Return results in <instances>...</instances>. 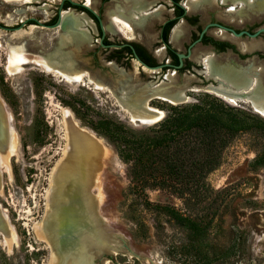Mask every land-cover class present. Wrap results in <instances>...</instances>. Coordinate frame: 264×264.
<instances>
[{
  "label": "rangeland",
  "instance_id": "374dc122",
  "mask_svg": "<svg viewBox=\"0 0 264 264\" xmlns=\"http://www.w3.org/2000/svg\"><path fill=\"white\" fill-rule=\"evenodd\" d=\"M61 1L0 0V25L18 26L29 17L47 24L56 17ZM96 2L95 9L106 23L107 12L116 9L119 1ZM160 2L166 7L163 19L149 29L153 42L158 39L160 23L173 14L169 11L173 5ZM193 13L199 15V27L186 23L184 37L175 46L179 51L186 50L192 33L208 22L223 20L243 29L257 28L263 24L258 21L264 22L259 18L239 23L235 17H226L218 6ZM218 30L211 28L209 33ZM58 33L59 29L32 21L18 30L0 28V102L8 129L7 154L0 166V211L11 234L7 240L0 232V264H52L53 243L44 227L50 220L55 179L58 172L67 169L75 172L82 195L93 198L98 216L117 231V241L126 242L133 250L124 247L115 255L105 254V264H264V116L249 101L231 103L206 88L211 80L194 70L177 71V87L186 86L188 100L174 104L151 99L149 105L163 112L161 120L175 111L176 105L224 103L249 116L252 128L239 131L214 157L201 160L197 164L201 168L185 182L139 185L115 146L91 124L107 117L138 131L148 127L133 119L119 102V80L128 76L133 83H145L157 80L160 72L143 68L119 47L101 46L96 29L92 42L83 49L65 47V51L72 48L74 54L78 52L73 56L74 68L81 74V79L69 81L36 62L54 49ZM146 36L136 26L106 32L112 43L136 41L152 53L154 47L146 46ZM225 39L234 45V53H229L233 58L242 51L240 42L264 40V33L257 38L231 35ZM12 46L24 47L26 61L11 62ZM201 48L197 43L193 53L206 50ZM259 51L264 53V48L241 53L250 52L248 58L255 57L254 64L264 67ZM195 68L201 67L196 64ZM190 72L196 75L190 76L193 80L187 76ZM66 124H72V129ZM11 137L14 150H9ZM157 163L165 169L164 162ZM4 165H8L7 170ZM194 228L198 229L192 237L196 248L189 249L185 245L191 242L189 234ZM96 264H100L99 257Z\"/></svg>",
  "mask_w": 264,
  "mask_h": 264
},
{
  "label": "bare ground",
  "instance_id": "6f19581e",
  "mask_svg": "<svg viewBox=\"0 0 264 264\" xmlns=\"http://www.w3.org/2000/svg\"><path fill=\"white\" fill-rule=\"evenodd\" d=\"M10 1L18 2L22 0ZM125 1L130 4L126 11L120 8L117 10L114 9L115 11L113 12L109 11V14L113 15V18L112 23L108 22V24H106L107 29L111 30L112 24L119 26V28L120 26H124L130 29L132 26H137V24L140 23V16L139 19H136L138 13L146 11L154 2L150 0ZM231 1L234 3H241V8L239 10H234L233 6L230 7L228 15H237L241 18H245L253 13H256L254 15L264 13V0ZM84 3L95 10L96 0H85ZM186 4L191 9L213 7L214 0H188ZM159 13L160 9L154 12V16L159 15ZM146 17L147 16H142L141 19L143 18L142 20H145L147 19ZM91 21L92 19L84 12L75 11L73 9L63 10L61 12V22L58 26H55L59 29L57 44L50 53L45 55L44 59H37L36 62L45 70L59 73L63 75L65 79H69V81L81 79V74L74 68L75 61L73 56L78 52L74 51L76 53L74 54V49L71 48L72 51H65L64 49L67 46H72L76 48V50H81L86 44H89L91 37L87 30V26L93 25ZM184 29L185 25L183 23L176 26L172 34L173 42H178ZM262 41L249 42L240 47L242 49L260 48L264 46V42ZM156 54L161 57V50H158ZM10 58L11 62L15 64L26 61L27 58L25 56L24 47L12 46L10 48ZM195 58L201 60L202 63L205 64V74L208 77L215 78L222 82L215 86L208 84L205 86L206 88L231 103H235L238 100L249 101L254 110L264 116V84L261 80L264 69H262V66L251 64L249 71L246 70L245 72V69L240 65H237L239 67H235L236 65L232 64V62L230 63L228 59L221 62L220 58L209 55L202 60L201 55L197 54ZM167 77L169 81H163L161 84L155 82L138 84L131 82L128 76L121 78L118 86L119 102L133 119L147 122L149 120L152 122L162 119V110L149 105L151 99L155 97L161 98L174 104L183 103L188 100L186 86H181L182 88H179L176 86V78H174L173 75L168 74ZM4 116L5 110L0 102V166L4 164V155L5 153L7 154V147H5V145L7 144L8 129ZM67 119H65V121ZM66 126L69 125L66 124ZM70 127L72 129V124H70L69 128ZM10 142L11 145H8L10 147L9 150H14L12 137L10 138ZM70 150L72 151V149ZM4 167L5 170L8 169V165H4ZM74 173L72 169L58 172L53 187V197H51L50 203V220L44 227L45 235L49 236L53 243L52 264H87L104 250L113 255L124 251L115 237L117 231L115 232L107 220L98 216V211L92 200L93 198H85V195H82L83 188L80 185V181L74 177ZM0 232L6 236L7 240L11 238L8 221L3 217L1 211ZM131 251L133 252V250ZM105 262L106 260L104 259L102 264H105Z\"/></svg>",
  "mask_w": 264,
  "mask_h": 264
},
{
  "label": "trees",
  "instance_id": "16d2710c",
  "mask_svg": "<svg viewBox=\"0 0 264 264\" xmlns=\"http://www.w3.org/2000/svg\"><path fill=\"white\" fill-rule=\"evenodd\" d=\"M67 6L78 7L94 17L82 6L65 1L64 7ZM174 109L141 131L107 117L91 125L115 146L128 164L133 181L142 186H173L175 181L182 183L192 178L201 168L197 165L201 160L214 157L233 136L253 124L240 108L224 103L181 104ZM158 160L164 162L165 169L159 168ZM197 232L196 228L190 230L191 242L186 248H196L192 237Z\"/></svg>",
  "mask_w": 264,
  "mask_h": 264
},
{
  "label": "flooded vegetation",
  "instance_id": "af4514ba",
  "mask_svg": "<svg viewBox=\"0 0 264 264\" xmlns=\"http://www.w3.org/2000/svg\"><path fill=\"white\" fill-rule=\"evenodd\" d=\"M104 1H108V0H104ZM118 1H119V4L117 5L116 10L120 8V9L126 11L129 8L130 4L128 2H126L125 0H118ZM150 1H154L150 5V7L146 11H142V12L138 13V17H136V19H139V16H140V23H138L136 27H138V29L141 32H144V33L147 34V36L144 37V41H145V43H147L146 46L152 45L154 47L152 49V53L153 54L144 45H142L141 43H138L136 41H125V42H121V43H112V41L109 38H107L106 35H105V37L103 39V42L106 45L104 47H112V46L119 47V48L123 49V51L126 52L129 56H131L132 58L137 60L136 57H135L134 51H133V49L131 47V45H132L134 47L135 52L138 54V56L145 63H147L150 66H156V65H159V64H162V63L171 64L170 66L162 67L159 70H151V69H149V71H152L153 73H157V72H160V73L157 76V80H155V81L151 80V81H148V82H155L157 84H161L163 82L161 81L162 79L160 80V76H163V78L166 79V81H169L167 75L171 74V75L174 76V78H176V82L175 83H176V86H177V80L179 78H178L176 72L179 71V72L182 73L184 71H190V69H192V70H194L196 72V69L199 70L198 68H195L196 64L201 67L200 71H202L205 74L206 73L205 72L206 69L204 68L205 64H203L201 60L195 58L196 54L197 55H201L202 60L205 57L209 56V55H213V56H216V57L220 58L221 62H223L226 59H228L230 63L232 62V64H234L236 66L240 65V64L246 65V64H248L250 62L252 64H254L255 57L252 58V59L248 58L250 52H249V54L241 53V52L242 51L258 50L259 48H253V49L244 48V49H242L240 46L241 45H246L249 42H240L239 45H238V48L240 50H242V51L240 53H238V52L235 53L234 54L235 56L232 58V57H229V53H234L233 52L234 51V45L229 43V41H227L225 38L231 37V35L235 36V37H244V36L251 37V36H249L247 34H243L242 36H236L231 29H233V30H235L237 32H240V31H243V30H247V31H249L251 33H254L260 27L264 26V22H262V21H258L257 22L258 24L263 23V24H261V26H259L257 28H252V29H243V28L234 27L232 25L227 24V22L223 21V20L211 21V22L206 23V25L204 27L201 26L200 30L197 33H195V35H193V33H192L191 42L188 43V45L186 47V50L179 51L178 48L175 47V46L180 45V42L182 41V39L184 37L185 30H186V23L190 24V25H197L199 27V23H200L199 15H198V13H193V12L202 11V10H206V9H209V8H215V7L218 6V7H221V8L224 9L226 17H229V18L230 17H235V18L238 19L237 22H239V23L245 22L248 19H259V18H261V19L263 18L264 19V13L263 14H258V15H254L256 13H253V14H251L249 16H246L245 18H241V17H239L237 15H228V10L230 9V7L233 6L234 10H239L241 8V5H240L241 3H239V2L234 3L231 0H225V1H223V0H214L213 7H204V8L200 7V8H197V9L196 8L191 9L190 7H188L187 4H186V2L188 0H150ZM160 1H164V2H166L169 5H173V8L169 10V11L172 10L173 14L170 15L168 18L164 19L160 23V27H159V30H158V33H157L158 39L153 42L154 35L149 33V29L155 23H157L159 20L161 21L163 19V9H164V7H166L165 5L160 4L161 3ZM159 9H160L159 15H155L154 16V12L159 10ZM109 11L113 12L115 10H109ZM109 11L107 12L109 17H108L107 22L104 23V26H105L106 32H116V31L119 30V26H117V25H113L112 24L111 30L106 28V24H108V22L112 23V18H113V15H110ZM57 14H58V12H57ZM57 14H56V17H54L52 19H49L47 24L55 23L56 20H57ZM142 16H147L146 17L147 19L142 20L143 19V18L141 19ZM94 20L96 21V24H98V20H97L96 17L94 18ZM30 21L35 22L33 20H30ZM91 22H92L93 25L92 26H87V30H88V32L90 34V37H91V41L89 42V44L93 40L92 33L94 31H96V29H97V25H95L93 20ZM27 23L25 25H27ZM180 23H183L185 25V29H184V32L181 34L180 38L178 39V42L176 43V42L172 41V34H173L174 29L176 28V26L178 24H180ZM132 27H134V26H132ZM51 28L58 29V27H51ZM211 28H218L219 30H218L217 33H212L211 34V33H209V29H211ZM204 29H206V30L202 34ZM97 31L100 33V39H101V36H102L101 29L98 27ZM263 33L264 32L260 33L257 37H259ZM201 34H202V36H201ZM257 37H251V38H257ZM126 38L129 39L130 37L127 36ZM259 41H262V40H259ZM155 42H160L161 44L160 45L156 44V46H155ZM262 42H264V40ZM197 43H200L202 45L201 49L204 48L206 50H203V52H202V50L197 49L193 53V48H194V46ZM99 44L101 45L100 40H99ZM101 46H103V45H101ZM148 48H150V47H148ZM260 48H264V46L260 47ZM158 50H161V52H162V56L161 57H159L156 54V52ZM189 50H190V52H189ZM179 53H185V54H187V56L183 58V65L181 67H176L180 63V59H179V56H178ZM258 53L261 54L262 57L264 58V53L263 52L259 51ZM193 62H195V64ZM139 64L143 68H146L141 63H139ZM203 65H204V67H203ZM146 69H148V68H146ZM262 69H264V67ZM193 74L194 73H191V74H189L187 76H189V77L193 76L194 77L195 74L194 75ZM196 74H198V73L196 72ZM199 75H203V74H199ZM153 76H155V75H153ZM193 77H190V78L193 79ZM159 80L161 82H158ZM196 80H198V79H196ZM261 80H262V83L264 84V71H263V73L261 75Z\"/></svg>",
  "mask_w": 264,
  "mask_h": 264
},
{
  "label": "water",
  "instance_id": "95a60500",
  "mask_svg": "<svg viewBox=\"0 0 264 264\" xmlns=\"http://www.w3.org/2000/svg\"><path fill=\"white\" fill-rule=\"evenodd\" d=\"M65 1L66 0H62L61 1V3H60V5H59V7H58V14H57V20H56V22L55 23H53V24H45V23H42L39 19H37V18H34V17H29V18H26L20 25H18V26H6V25H0V28H2V29H5V30H11V31H13V30H18V29H21V28H23V26L28 22V21H30V20H33V21H35L36 23H38V24H40V25H42V26H47V27H55V26H58L59 24H60V22H61V12L63 11V10H66V9H73V10H75V11H79V10H77V8L76 7H73V6H67V7H64V3H65ZM67 1H69L71 4H73V5H77V6H82V7H84L85 9H87L88 11H90L96 18H97V20H98V24H96V21L94 20V18L87 12V11H85V10H80L81 12H84L88 17H90L92 20H93V22L95 23V25H97V29H98V27L101 29V32H102V36H101V39H100V43H101V45H103V46H106L105 44H104V42H103V39H104V37H105V35H106V29H105V26H104V22H103V20H102V17H101V15L96 11V10H94V9H92L91 7H89L88 5H86L84 2H78V1H74V0H67ZM228 29V28H227ZM205 30L206 29H204L203 30V32H202V34L205 32ZM232 31H233V33L236 35V36H242L243 34H247V35H249V36H251V37H257L260 33H262V32H264V26H262V27H260L257 31H255L254 33H251V32H249V31H247V30H243V31H240V32H237V31H235V30H233V29H231ZM202 34H201V36H202ZM131 47H132V49H133V51H134V54H135V57H136V59H137V61L139 62V63H141L144 67H146V68H148V69H151V70H159V69H161L162 67H165V66H170L171 64H169V63H162V64H159V65H156V66H150V65H148L147 63H145L139 56H138V54L135 52V50H134V47L131 45ZM189 52H190V50H189ZM178 56H179V59H180V63H179V65H177L176 67H181L182 65H183V58L184 57H186L187 56V54H185V53H179L178 54ZM251 62L250 63H248V64H246V65H244V64H240V66L243 68V69H245V72H246V70L247 71H249V69H250V66H251ZM203 67H204V65H203ZM235 67H239V66H235ZM196 72L198 73V74H203L204 76H205V78L207 79V80H210L211 79V82H209L208 84H212L213 86H215V85H219V83H222L220 80H216L215 78H210V77H207L202 71H200V69L199 70H197L196 69ZM247 73H249V72H247ZM194 75V74H193ZM194 77H196L195 75H194ZM196 79H198V78H196ZM193 80V79H192ZM162 82L163 81H166V79H162L161 80ZM160 81V82H161ZM198 81H202L200 78L198 79ZM184 103V102H183ZM179 104V103H178ZM250 104V103H249ZM252 107V106H251ZM164 117V116H163ZM162 117V118H163ZM161 120V119H160ZM160 120H156V121H140V120H137L140 124H142V125H147V126H149V125H153V124H156L157 122H159ZM120 243V242H119ZM120 245H121V247L124 249V247H126L129 251H131V248L127 245V243L126 242H124L123 241V243L121 244L120 243ZM109 252H107V251H102V253L100 254V255H98V256H96V257H94L93 259H92V261H90L89 263H87V264H96V258H100V264H102L103 263V260L105 259L104 257V255L105 254H108ZM111 254V253H110Z\"/></svg>",
  "mask_w": 264,
  "mask_h": 264
}]
</instances>
